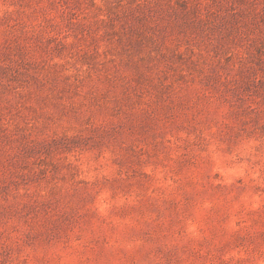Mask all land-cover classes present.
I'll list each match as a JSON object with an SVG mask.
<instances>
[{"label": "rangeland", "instance_id": "rangeland-1", "mask_svg": "<svg viewBox=\"0 0 264 264\" xmlns=\"http://www.w3.org/2000/svg\"><path fill=\"white\" fill-rule=\"evenodd\" d=\"M0 264H264V0H0Z\"/></svg>", "mask_w": 264, "mask_h": 264}]
</instances>
